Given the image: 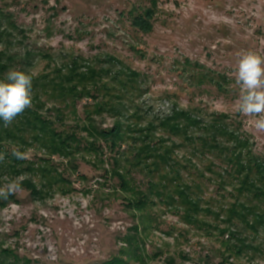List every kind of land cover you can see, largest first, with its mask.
Masks as SVG:
<instances>
[{
	"label": "rangeland",
	"instance_id": "374dc122",
	"mask_svg": "<svg viewBox=\"0 0 264 264\" xmlns=\"http://www.w3.org/2000/svg\"><path fill=\"white\" fill-rule=\"evenodd\" d=\"M144 5L146 0H0V25L6 32L0 50L7 55L30 51L34 58L26 73L37 77L48 71L50 62L42 58L44 53L54 58L51 68L65 64L70 56H82L109 69L105 65L114 56L138 73L136 80L143 85L135 101L126 103L130 110L124 113H138L139 120L115 119L107 111L92 113L90 124L83 107L93 105L92 100L77 103L76 113L61 119L55 105L45 103L43 114L79 144L70 157H50L28 148L27 161L47 158L49 162L38 161L34 171L23 170L20 175L1 173L0 186L24 177L23 191L7 200L0 198V250L16 254L19 264H103L118 257L131 264H264V247L263 251L247 249L239 256L226 250L223 242L230 232L223 217L202 218V231H198L181 222L176 208H165L154 197L149 196L151 203L142 211L132 207L131 199L141 196L122 189L120 175H126L133 189L141 192L150 179L126 158L116 160L120 168L114 165L115 152L99 137L117 122L137 121L146 128L176 106L196 111L207 123L214 115L226 114L230 123L240 124L254 151L264 158V134L251 132L245 118L232 112L238 98L233 77L237 53L264 51V0H159L154 28L148 34L131 24L130 12ZM197 64L211 75L227 76L231 80L228 92L217 91L213 82L192 79ZM3 146L8 154L15 147ZM184 151L175 155L178 161L188 157ZM4 162H10L8 157ZM208 164L203 161L202 166ZM43 169H51L53 175L58 172L64 180L51 184L49 172L40 174ZM215 188L214 181L205 185L206 199ZM234 229L247 244H264L251 230ZM230 243L237 244L236 240ZM133 249L140 262L134 256L128 259Z\"/></svg>",
	"mask_w": 264,
	"mask_h": 264
},
{
	"label": "trees",
	"instance_id": "16d2710c",
	"mask_svg": "<svg viewBox=\"0 0 264 264\" xmlns=\"http://www.w3.org/2000/svg\"><path fill=\"white\" fill-rule=\"evenodd\" d=\"M146 1L147 5L130 12L132 26L143 34L153 30L159 4V0ZM5 35L0 25V39ZM7 53L0 50V80L12 68L25 72L34 58L30 51L21 55ZM43 57L50 65L54 61L53 56L47 53ZM98 64L82 56H70L65 64L57 66L55 63L53 68L49 65L45 73L32 76L33 106L8 127H4L3 121H0V152L6 151L3 146L5 143H10L22 151L35 148L50 157L71 156L79 141L74 135L67 136L58 131L51 117L43 114L45 103L55 105L54 110L61 119L66 114H75L77 103L92 100L93 105L84 104L83 107L88 110L85 115L90 124L93 121L92 113L97 116L107 111L112 112L115 119L124 117L128 120L134 117L139 120L138 113L124 115L130 110L126 108V103L135 101L142 91L143 85L136 80L138 73L114 56H109L105 65L109 69ZM197 65L198 72L191 76L192 79L195 76L201 82H213L217 91L228 92L231 80L227 76L211 75L202 71L201 64ZM92 127L96 128L95 125ZM156 134L160 137L155 138ZM99 137L108 142L111 153L115 152L112 160L114 165L120 168L121 164L116 160L126 158L133 168L136 167L150 179L146 190L141 192L133 189L126 175L119 174L121 188L134 196H141L131 199L129 203L136 210L145 209L151 203L149 196L154 197L165 208H176L181 222L198 231H202L199 230L204 223L202 218L223 217L226 219L222 221L225 230L230 232L223 244L231 255H242L247 249L263 251L264 244L251 246L234 229L243 227L258 235V239H264V158L254 151L250 139L241 132L239 123H230L226 114L214 115L213 120L207 123L196 111L173 106L167 115L150 121L146 128L140 127L137 121L129 120L126 124L117 122L112 129L102 130ZM176 139L180 142H176ZM183 149L188 157H184L182 162L175 155ZM7 157L10 162L0 164V175H20L23 170L34 171L33 165L38 161L41 164L49 162L47 158H40L37 162L16 160L11 153ZM203 161L209 164L202 166ZM47 172L53 185L64 180L58 172L53 175L51 169L40 170V174ZM206 174L212 175V178H206ZM212 181L216 183L215 192L206 199L208 192L205 185ZM217 230L223 236L226 235V231ZM232 240H236L237 244H231ZM136 249L128 252V259L134 256L140 262L141 258L134 255ZM11 253L8 249L0 250V264H19L16 254ZM129 263L118 257L103 264Z\"/></svg>",
	"mask_w": 264,
	"mask_h": 264
},
{
	"label": "clouds",
	"instance_id": "9594fccd",
	"mask_svg": "<svg viewBox=\"0 0 264 264\" xmlns=\"http://www.w3.org/2000/svg\"><path fill=\"white\" fill-rule=\"evenodd\" d=\"M238 88V98L232 104L233 114L245 118L251 132L264 134V51L242 49L237 53L233 72ZM166 103V102H165ZM33 106V77L18 69H9L0 80V121L10 126L18 116ZM7 152H0V163L6 160ZM11 156L16 160L30 158V150L14 147ZM24 177L8 180L0 186V198L7 200L21 191Z\"/></svg>",
	"mask_w": 264,
	"mask_h": 264
}]
</instances>
